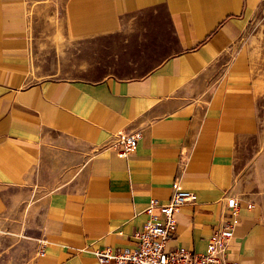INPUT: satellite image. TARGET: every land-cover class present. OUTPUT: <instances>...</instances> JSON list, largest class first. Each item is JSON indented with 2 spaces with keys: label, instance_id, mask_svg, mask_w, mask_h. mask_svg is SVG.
<instances>
[{
  "label": "crops",
  "instance_id": "crops-1",
  "mask_svg": "<svg viewBox=\"0 0 264 264\" xmlns=\"http://www.w3.org/2000/svg\"><path fill=\"white\" fill-rule=\"evenodd\" d=\"M263 69L264 0H0V264H114L175 189L165 248L235 197L229 256L264 264Z\"/></svg>",
  "mask_w": 264,
  "mask_h": 264
},
{
  "label": "built area",
  "instance_id": "built-area-1",
  "mask_svg": "<svg viewBox=\"0 0 264 264\" xmlns=\"http://www.w3.org/2000/svg\"><path fill=\"white\" fill-rule=\"evenodd\" d=\"M139 137V131L120 133L110 148L118 155H127L135 147ZM194 199L193 192L175 189L166 201H151L145 209L149 217L144 221L142 229L134 231V242L131 245L118 249L111 246L94 248L93 255L99 262L114 264H239L236 258L229 256L228 250V243L238 220L235 197H228L226 200L231 219L211 231L204 251L190 250L185 246L165 248L169 233L175 226L172 213L185 201ZM154 206L158 207L160 214L152 213ZM247 206H252V203Z\"/></svg>",
  "mask_w": 264,
  "mask_h": 264
},
{
  "label": "rangeland",
  "instance_id": "rangeland-1",
  "mask_svg": "<svg viewBox=\"0 0 264 264\" xmlns=\"http://www.w3.org/2000/svg\"><path fill=\"white\" fill-rule=\"evenodd\" d=\"M261 74H262L263 80H264V69L261 70ZM261 89H263V90H262V93H261V96H260V105H261L260 109L262 111V118L264 120V85L261 86Z\"/></svg>",
  "mask_w": 264,
  "mask_h": 264
}]
</instances>
